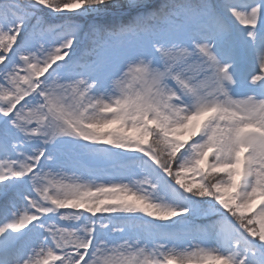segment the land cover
Here are the masks:
<instances>
[{
  "label": "snow or ice",
  "instance_id": "6c2138e0",
  "mask_svg": "<svg viewBox=\"0 0 264 264\" xmlns=\"http://www.w3.org/2000/svg\"><path fill=\"white\" fill-rule=\"evenodd\" d=\"M0 264H264V0H0Z\"/></svg>",
  "mask_w": 264,
  "mask_h": 264
}]
</instances>
